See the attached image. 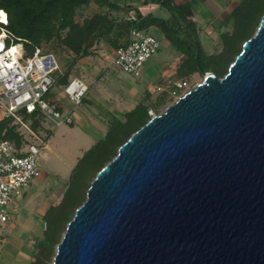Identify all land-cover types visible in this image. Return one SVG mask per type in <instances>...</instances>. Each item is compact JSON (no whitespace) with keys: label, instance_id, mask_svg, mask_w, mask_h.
Wrapping results in <instances>:
<instances>
[{"label":"water","instance_id":"obj_1","mask_svg":"<svg viewBox=\"0 0 264 264\" xmlns=\"http://www.w3.org/2000/svg\"><path fill=\"white\" fill-rule=\"evenodd\" d=\"M53 264H264V16L98 171Z\"/></svg>","mask_w":264,"mask_h":264},{"label":"trees","instance_id":"obj_2","mask_svg":"<svg viewBox=\"0 0 264 264\" xmlns=\"http://www.w3.org/2000/svg\"><path fill=\"white\" fill-rule=\"evenodd\" d=\"M92 3L98 5L97 12L84 17V10ZM140 6H158L164 13H143ZM133 10L134 15H131ZM0 11L7 13L8 24L4 27L9 41L23 43L28 55L37 47H47L50 52L62 48L74 54L73 62L93 55L95 46L102 41L116 50L127 45L133 28L156 29L164 35L168 45L181 54L175 75L177 80H185L195 73L205 76L214 72L221 78L228 72L243 43L257 30L264 16V0H241L235 6L223 23L228 30L221 32V49L213 53L204 47L194 18L193 1L0 0ZM71 65L58 75L59 84L66 86L70 81ZM49 93L45 95L46 101L54 105V96ZM55 106L61 109L58 102ZM150 109L158 110L159 104L139 102L122 118L113 117L105 136L84 152L72 169L61 200L50 205L43 214L41 236L35 239L28 264H53L57 245L77 208L86 200L91 182L98 171L117 155L119 147L151 119ZM19 114L25 123L30 122L33 131L51 132L45 126L46 117L41 111L27 113L22 109ZM20 126L13 116L0 120V140H11L18 153L26 143Z\"/></svg>","mask_w":264,"mask_h":264},{"label":"rangeland","instance_id":"obj_3","mask_svg":"<svg viewBox=\"0 0 264 264\" xmlns=\"http://www.w3.org/2000/svg\"><path fill=\"white\" fill-rule=\"evenodd\" d=\"M89 11L94 12L95 10L91 9ZM131 15H134V13ZM223 30L228 29L225 27ZM153 34L161 40L158 32L155 31ZM203 40L207 52L213 53L221 49V32L215 29L211 33L203 31ZM171 49L162 45L161 49L145 62L141 74L146 70L153 71L160 60L169 56V53L173 51ZM54 54L60 65V69L54 73L56 78L73 63L71 73L77 75L81 72L84 75H89L92 79L86 81L92 90L85 97V101L74 109L73 116L76 120L73 124H63L58 127L55 123L46 119L45 126L51 132L48 134L47 131H34L35 135L26 132L25 128L22 125L20 126L21 130L25 131L26 143L23 144V150L27 149L28 144L36 143L41 146L43 141H48V146L41 149L40 154L37 156V174L19 194H12V202L7 207V211L11 219L18 217L16 224L13 221L10 223L4 222L2 223L3 226L0 227V251H13V248L18 247L17 252H20V257L24 254L25 256L30 255L29 252L33 249L36 237L41 236L43 214L50 205L61 200L73 167L84 152L98 140L97 137L93 136L94 128L92 126L94 122L92 117L105 118V109L109 107V104L118 108L129 109L140 97L145 99L143 91L139 96L137 95L138 97L133 98L128 95L127 87L123 86V81L124 79L135 81L129 76L131 74L114 65L115 58L106 49L100 53L98 58L91 57L88 60L89 62L82 65L79 60L73 62L74 54L66 49H55ZM179 62L180 58L172 57V63L169 65L167 74L160 82L165 90H157L149 97L150 102L159 104L158 110L153 109L156 113L164 112L169 105L180 97L167 91L170 88L169 86L178 79L174 72ZM96 75L100 78L97 79ZM204 77L199 73L188 77L189 88L192 89L196 84L201 83ZM63 90L64 86L60 87L59 85L50 90L49 94L54 96L55 104L60 97V92ZM128 102L130 103L127 104ZM69 103L64 113L74 108L73 103ZM28 123L30 124V122ZM96 129L97 132H105V124L97 125Z\"/></svg>","mask_w":264,"mask_h":264},{"label":"built area","instance_id":"obj_4","mask_svg":"<svg viewBox=\"0 0 264 264\" xmlns=\"http://www.w3.org/2000/svg\"><path fill=\"white\" fill-rule=\"evenodd\" d=\"M7 24L6 13L5 19L0 18V120L6 116H13L26 132L33 135L35 132L23 121L19 110L23 109L27 113L39 110L47 120L58 127L63 124H73V111L83 103L90 92L89 84L81 77L70 79L64 91L74 108L67 113L47 102L45 95L55 86L57 78L54 73L60 69L54 52L37 47L31 55H28L23 43L9 41V34L4 27ZM161 47V40L152 32L133 28L127 45L116 50L114 65L128 74L140 76L145 62ZM169 87L167 91L178 96L190 90L187 79L176 80ZM158 90L165 89L159 86ZM149 112L151 117L157 115L153 109ZM47 146L48 141H43L41 146L31 143L27 145L26 150L21 149L18 153V148L11 140H0L1 223L7 222L10 218L7 207L12 202V194L20 193L37 174V156L41 149Z\"/></svg>","mask_w":264,"mask_h":264},{"label":"crops","instance_id":"obj_5","mask_svg":"<svg viewBox=\"0 0 264 264\" xmlns=\"http://www.w3.org/2000/svg\"><path fill=\"white\" fill-rule=\"evenodd\" d=\"M188 1L194 2V9H195V17L194 18H195V20L198 23V26L200 28L201 39H202V41H204L203 40V31L204 32L206 31L208 33H211L212 30H214V29L217 30L218 32L224 31L223 29L225 27L223 26V23L225 22L227 17L230 15L232 10L235 8V6L238 5L241 0H177L178 3H183V2H188ZM93 4H95V6H93ZM98 8L99 7L96 3H92L90 7H88L87 9L84 10V13H85L84 17L92 16L95 12H97ZM91 9H94L95 11L90 12L89 10H91ZM140 9L143 13H148V12H153L155 14L156 13L157 14L158 13H161V14L164 13L162 10H160L158 8V6H140ZM132 13H134V10L130 12V14H132ZM155 31L158 32L159 35L161 36L162 45L166 46L168 48H171L168 45V43L166 42L164 35L160 31H158L156 29L150 30V32H152V33ZM105 49L107 51H109L113 55V57L115 58L116 48H113L109 44H107L106 42L102 41L98 46H95L93 55L79 59V63L81 65L86 64V62H89L88 61L89 58H91V57L98 58L100 53ZM171 50H173V51L169 53V56H166L162 60H160V62H158L157 67L153 71L146 70L140 76L129 75L134 79V81L136 83L131 81V80L124 79L123 86L127 87L126 91L128 92V95L130 97H133V98L138 97L143 91L145 99H142L143 97L142 98L140 97L139 100L135 99L136 102L129 109L128 108H126V109L118 108L112 104L111 105L109 104V107H107L105 109V114H106L105 118L94 117V116L92 117V121L94 122V125L92 126L94 128V130H93L94 131V134H93L94 137H97L99 140L100 138L105 136V134L108 130L109 123L113 117L114 118L115 117L122 118L123 114L125 112L133 109L139 102H144V101L149 102V97H151V95L154 94L158 90V87L161 86L160 82L162 81V78H164L167 74V70L169 69V65L172 63V57L181 58V54L179 52L175 51L174 49H171ZM174 74H175V72H174ZM97 76L98 75H96V77ZM73 77H81L85 81L87 79L88 80L92 79L89 75H84L81 72H79L77 75L71 74L70 79ZM99 78L97 77V79H99ZM58 85L60 87L64 86L62 84H59L58 80H57L55 86H58ZM90 90H92L91 86H90ZM85 99H84V101H85ZM57 102L59 103V106L61 108L60 111L64 112L65 109L68 107V103L69 102L71 103V100L69 99V97L67 96L65 91L63 90L60 92V97L58 98ZM129 103L130 102H128L127 104H129ZM75 120L76 119L74 118V121ZM102 123L105 124V129H106L105 132H102V133L97 132V129H96L97 125H101ZM98 140H96V141H98ZM17 220H18V217L14 218V219H11V217H10L9 220L5 223H8V222L10 223L11 221H13V223L16 224ZM1 224L2 223L0 222V227L3 226V224L2 225ZM18 249L19 248L17 247V248H13V251H5V250L0 251V256H2V257H0L1 258L0 264H20V263L28 264L30 262V255L25 256V254H24V255H21V257H20V252L19 253L17 252Z\"/></svg>","mask_w":264,"mask_h":264},{"label":"snow or ice","instance_id":"obj_6","mask_svg":"<svg viewBox=\"0 0 264 264\" xmlns=\"http://www.w3.org/2000/svg\"><path fill=\"white\" fill-rule=\"evenodd\" d=\"M4 16V13L0 12V18H2Z\"/></svg>","mask_w":264,"mask_h":264},{"label":"bare ground","instance_id":"obj_7","mask_svg":"<svg viewBox=\"0 0 264 264\" xmlns=\"http://www.w3.org/2000/svg\"><path fill=\"white\" fill-rule=\"evenodd\" d=\"M2 13H4V16H3V18L5 19V14H6V13H5V12H2Z\"/></svg>","mask_w":264,"mask_h":264}]
</instances>
